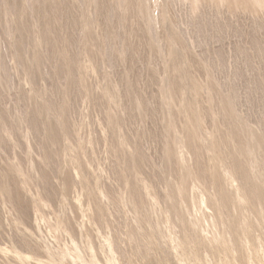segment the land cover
Listing matches in <instances>:
<instances>
[{"label":"rangeland","instance_id":"374dc122","mask_svg":"<svg viewBox=\"0 0 264 264\" xmlns=\"http://www.w3.org/2000/svg\"><path fill=\"white\" fill-rule=\"evenodd\" d=\"M0 264H264V0H0Z\"/></svg>","mask_w":264,"mask_h":264}]
</instances>
